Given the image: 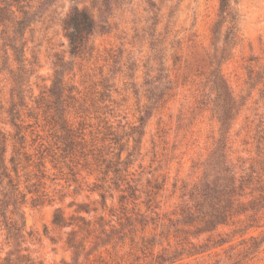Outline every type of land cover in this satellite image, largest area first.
<instances>
[{"label": "rangeland", "instance_id": "rangeland-1", "mask_svg": "<svg viewBox=\"0 0 264 264\" xmlns=\"http://www.w3.org/2000/svg\"><path fill=\"white\" fill-rule=\"evenodd\" d=\"M9 1L0 18L11 179L0 173V263L62 264L71 230L87 250L114 228L79 264H264V0H230L217 33L220 0H121L110 13L86 0L79 5L97 24L78 53L63 27L71 0L39 9L21 37L17 6L32 11L39 0ZM214 71L237 107L225 154L245 180L246 209L198 232L186 215L220 138ZM57 209L74 226L53 224ZM22 220L17 242L7 223Z\"/></svg>", "mask_w": 264, "mask_h": 264}, {"label": "trees", "instance_id": "trees-1", "mask_svg": "<svg viewBox=\"0 0 264 264\" xmlns=\"http://www.w3.org/2000/svg\"><path fill=\"white\" fill-rule=\"evenodd\" d=\"M2 1L5 2V4L0 8V18L3 17L2 11H7L9 9L7 7L12 6L9 0ZM54 1L56 0H39V4L32 11L25 9L24 5L17 6L20 8L22 16L12 19L11 21V23H13L15 35H19L21 37L24 34L25 29L35 20L37 11H39V9H47V7L52 5ZM84 1L86 0H71L72 7L63 23L65 34L69 40L71 53H78L85 49L90 40V36L96 29V19L89 9V6L86 4H83L82 6L79 5ZM120 2L121 0H103L102 3L106 7V10L110 13L113 6ZM150 4L154 6L152 1H150ZM231 13L230 0H220L219 18L216 23L215 33L219 32L218 27L225 21V17ZM233 27V25L230 26V29H233ZM11 46L14 50L21 51V48L16 46L15 43L11 44ZM57 74L55 83L58 85V83H60L59 75L61 73L59 74L58 72ZM213 83L214 88L217 91L218 98V103L215 105L214 110L217 112L218 119L220 121V138L217 141L215 149L209 155L207 162L212 174L210 175V173L205 172L204 180H202L199 184L194 185V191L190 194V197L194 202V210L191 206H189L186 215L189 221H195L197 219V221L201 223V226L198 227V232L214 230L218 225L226 224L233 213L246 209L244 208V203L238 200L240 196L244 195L242 191L245 188V180L242 178L238 179L236 177L235 172L226 162L225 154L226 134L228 133L230 123L234 118L237 107L235 106V100L232 97L226 83L216 71L213 72ZM4 143L5 138L2 135L0 137V173L1 177H7L10 180L9 182H11L8 167L6 165V146ZM13 204H15V201ZM85 211L90 212L89 209H85ZM2 215H5V210L2 211ZM22 218L23 216H21V219ZM100 219H102V217H100ZM80 220H82V223H77L76 225L81 230L89 232V222L86 221L84 217H80ZM52 223L61 227L74 226V223L69 221V219H66L58 209L53 214ZM7 224L8 231L11 232L12 238L17 240V242L20 241L23 237V220L21 221V224L18 225L15 221L8 222ZM111 229L112 230L109 233L102 229L100 232L105 233V237L96 235L94 245L87 250H85V237L76 236V233L79 231L78 229L71 230L66 240V245L71 249V259L63 260L62 264H79V257L83 251H85L84 255L88 256L91 250L96 248L98 245L109 243L110 236L115 230L114 228ZM218 242L223 243L226 242V240ZM17 251H19V249H17ZM22 256L23 254L17 255V261H20ZM0 264L14 263L9 256H5ZM26 264L35 263L30 261V263L27 262Z\"/></svg>", "mask_w": 264, "mask_h": 264}]
</instances>
